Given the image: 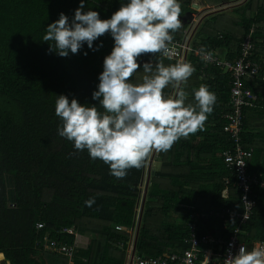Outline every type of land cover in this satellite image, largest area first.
Instances as JSON below:
<instances>
[{"label":"trees","instance_id":"16d2710c","mask_svg":"<svg viewBox=\"0 0 264 264\" xmlns=\"http://www.w3.org/2000/svg\"><path fill=\"white\" fill-rule=\"evenodd\" d=\"M79 3L0 0V254L11 264H68L65 258L45 249V238L74 247L79 263L126 264L130 243L136 238L116 227H138L147 161L140 169H130L124 179H116L109 174L108 165L91 160L87 151H76L57 133V96L97 104L92 93L97 90L104 57L114 44L105 34L100 38L103 47L99 51L88 50L85 45L80 54L67 58L49 52V43L42 41L45 29L60 13L71 18ZM85 3L83 11L95 10L101 19L110 18L120 7L119 0ZM229 6L203 21L192 46L206 53L225 50L226 59L236 63L246 37L254 30L251 58L263 68L259 79L245 82L258 101L244 110L243 137L245 147L254 150L248 164L250 173L264 176V0H197L195 6L193 0H182L183 27L174 34V41L184 40L201 11ZM83 51L88 54L83 55ZM138 61L141 68L131 78L134 84L150 75L142 68L144 62L151 61L153 66L177 62L154 54H143ZM188 62L196 69L184 86L188 101L194 102V90L207 85L215 92L217 104L204 131L181 139L166 153H157L154 162L158 167L154 163L137 244L139 257L157 259L184 252L190 221V213L181 207L184 203L206 212L242 210L237 179L223 159V153L232 148L224 131L232 75L214 66L203 71V62L193 55ZM165 92L174 95L171 87ZM261 196L251 222L244 228L246 242L264 241ZM93 197L95 204L89 208L85 201ZM38 224L44 228L39 230ZM65 229H74L75 234L64 233ZM207 231L211 235L225 232L217 223L209 225Z\"/></svg>","mask_w":264,"mask_h":264},{"label":"clouds","instance_id":"9594fccd","mask_svg":"<svg viewBox=\"0 0 264 264\" xmlns=\"http://www.w3.org/2000/svg\"><path fill=\"white\" fill-rule=\"evenodd\" d=\"M119 2L110 18L101 19L95 10L83 11L86 3L80 0L71 18L60 13L47 26L42 41L49 43L50 53L67 58L80 54L85 45L99 51L103 47L100 38L105 34L112 37L113 48L104 57L97 90L92 93L99 108L61 94L55 102V116L60 119L57 133L61 138L76 151H87L91 160L108 165L109 174L116 179H124L130 169L142 168L153 152L166 153L181 139L204 131L217 96L201 85L194 90V102L188 101L184 86L196 69L185 61L155 66L144 62L142 68L150 75L139 84L132 83L143 54L171 55L174 34L183 27L182 0ZM193 3L195 6L196 0ZM96 41L99 43L94 44ZM169 87L173 96L165 92ZM93 204L94 197L85 201L89 208ZM232 264H264V248L249 251L241 247Z\"/></svg>","mask_w":264,"mask_h":264},{"label":"built area","instance_id":"2783aa9c","mask_svg":"<svg viewBox=\"0 0 264 264\" xmlns=\"http://www.w3.org/2000/svg\"><path fill=\"white\" fill-rule=\"evenodd\" d=\"M194 27V26H193ZM254 30L246 37L243 44L240 57L236 63L229 62L226 58L222 59L216 53L202 52L201 49H195L192 43L189 44L190 34L182 41H173L170 46L172 53L169 57L173 61H185L188 53L201 60L204 64L203 71L211 66L219 67L225 73L232 75V90L229 102V112L224 114L227 125L224 129L228 135L232 148L223 153V159L227 168L236 177L235 187L241 196L242 210L233 208H224L219 211H201L197 206L184 205L190 215L188 224L189 237L185 241L187 247L181 254H165L160 258L139 257L136 253L132 264H232V259L238 254L241 247L251 251L252 249L264 248V241H244L247 234L244 228L251 222L257 201L264 195V176L262 174H251L249 171V161L254 155L253 149H247L244 144L245 115L244 110L258 101V96L252 90L246 88L247 79L257 80L262 72V64L252 60L254 51L253 43ZM231 181L227 182L230 185ZM217 223L222 225L224 234L211 235L207 231L209 225ZM38 229L44 228L42 224L37 225ZM117 231L129 232L133 235L137 230V225L133 229H126L123 226H117ZM64 233L74 235L73 229H65ZM135 241L130 243L128 249V258L126 264H131ZM44 247L52 253L62 254L69 264L79 263L76 260L75 249L69 246H61L57 242H49L45 238ZM0 264L5 261L0 260Z\"/></svg>","mask_w":264,"mask_h":264},{"label":"water","instance_id":"95a60500","mask_svg":"<svg viewBox=\"0 0 264 264\" xmlns=\"http://www.w3.org/2000/svg\"><path fill=\"white\" fill-rule=\"evenodd\" d=\"M247 1V0H246ZM232 6H229V7H226V8H223V9H220V10H212V11H209V12H206L204 13L198 20V22L196 24H194V29L192 31V34H191V37H190V41H189V44L192 43L193 41V38L195 36V34L197 33L199 27L201 26V24L203 23V21L210 17V16H213L219 12H222L226 9H229L231 8ZM185 62H188V53L186 55V58H185ZM157 153L158 152H154L153 153V156L150 160V163H149V166H148V178H147V183H146V191H145V194H144V197H143V201H142V206H141V212H140V217H139V221H138V227H137V230H136V238H135V244H134V249H133V256H132V261H131V264L133 263L134 261V258H135V255H136V252H137V244H138V239H139V234H140V229H141V226H142V221H143V215H144V209H145V205H146V201H147V197H148V188L150 186V180H151V172H152V168H153V164H154V161H155V158L157 156Z\"/></svg>","mask_w":264,"mask_h":264},{"label":"rangeland","instance_id":"374dc122","mask_svg":"<svg viewBox=\"0 0 264 264\" xmlns=\"http://www.w3.org/2000/svg\"><path fill=\"white\" fill-rule=\"evenodd\" d=\"M196 1H197V0H196ZM204 13H206V12L203 10V11H201V13H200L198 16H196V18H195L194 21H193V24H192L191 28H190L189 31L187 32V36H188V34H190V36H191L192 31H193V29H194L193 25L196 24V23L198 22L199 18H200ZM218 55H219V57L224 58V57L227 55V51H225V50H220V51L218 52ZM153 153H154V152H153ZM153 153H152V154L150 155V157L147 159V171H148V166H149L150 160H151V158H152V156H153ZM154 163H155V162H154ZM153 165H154V164H153ZM157 167H158V164L155 163V168H157ZM146 179H147V178H146ZM140 212H141V207H140V209L138 210V221H139V217H140Z\"/></svg>","mask_w":264,"mask_h":264},{"label":"crops","instance_id":"0c3cea01","mask_svg":"<svg viewBox=\"0 0 264 264\" xmlns=\"http://www.w3.org/2000/svg\"><path fill=\"white\" fill-rule=\"evenodd\" d=\"M217 54H218V52H217ZM224 58H226V56L224 57ZM224 58H222V59H224ZM262 129L264 130V124L262 125ZM184 205H187V203H184V204H182V206H184ZM181 206V207H182ZM183 208V207H182ZM186 210V209H185ZM202 211V210H201ZM204 212H206V211H204ZM208 212V211H207ZM74 230V229H73ZM129 230V229H128ZM75 232V231H74ZM134 235H136V232H135V234ZM62 246V245H61ZM65 246H69V245H65ZM69 247H72V246H69ZM74 248V247H73ZM75 249V248H74ZM57 254V253H56ZM75 254H76V251H75ZM58 255H60L61 257H63V258H65L62 254H58ZM1 256H2V258H1ZM66 259V258H65ZM0 260L1 261H5V264H11L9 261H7L6 260V257H5V255L4 254H0ZM67 260V259H66ZM76 260H77V258H76ZM85 261V260H84ZM83 261V262H84ZM67 262H68V260H67ZM78 262V261H77ZM69 264V263H68ZM87 264V263H86Z\"/></svg>","mask_w":264,"mask_h":264},{"label":"bare ground","instance_id":"6f19581e","mask_svg":"<svg viewBox=\"0 0 264 264\" xmlns=\"http://www.w3.org/2000/svg\"><path fill=\"white\" fill-rule=\"evenodd\" d=\"M1 258H2V256H1Z\"/></svg>","mask_w":264,"mask_h":264}]
</instances>
